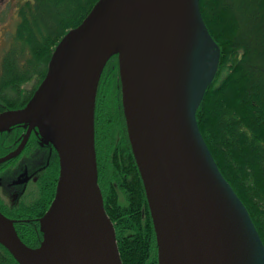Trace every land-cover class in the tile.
Here are the masks:
<instances>
[{
    "label": "water",
    "instance_id": "1",
    "mask_svg": "<svg viewBox=\"0 0 264 264\" xmlns=\"http://www.w3.org/2000/svg\"><path fill=\"white\" fill-rule=\"evenodd\" d=\"M125 1L136 7L128 13L136 20L114 36L102 37ZM199 1L99 0L56 46L47 76L31 101L24 108L0 113V131L29 124L20 146L0 158L3 162L21 152L34 127L41 134L50 129V118L70 104L78 81H85L65 122L67 161L63 163L59 153L55 198L39 220L41 246H26L15 220L0 211L5 227L0 243L19 264H122L98 184L95 150L98 86L114 55L128 135L157 235L159 264H264V243L196 120V109L220 60V47L204 23ZM134 57L139 58L135 70ZM62 59L70 61L68 82L42 99ZM156 78L146 116L140 118L136 109ZM88 217L93 220L91 231L86 227ZM160 231L165 235L163 246Z\"/></svg>",
    "mask_w": 264,
    "mask_h": 264
},
{
    "label": "trees",
    "instance_id": "2",
    "mask_svg": "<svg viewBox=\"0 0 264 264\" xmlns=\"http://www.w3.org/2000/svg\"><path fill=\"white\" fill-rule=\"evenodd\" d=\"M99 0H20L0 48V113L25 107L45 80L56 46L78 27ZM210 35L220 47L215 77L196 109L199 130L222 175L246 207L264 243V0H200ZM7 12L0 23L7 21ZM115 61V62H113ZM110 64V65H108ZM29 124L0 132V157L22 142ZM98 184L116 232L123 264H159L157 235L144 182L123 114L116 60L103 71L95 108ZM47 152L36 172L24 164ZM37 155H35L36 157ZM34 157V158H35ZM21 161V162H20ZM32 182L23 194L9 192L5 173L20 168ZM60 158L39 129L22 152L0 163V210L17 220L21 240L32 249L43 241L39 219L49 209ZM11 196L7 199L3 190ZM0 264H19L0 243Z\"/></svg>",
    "mask_w": 264,
    "mask_h": 264
},
{
    "label": "bare ground",
    "instance_id": "3",
    "mask_svg": "<svg viewBox=\"0 0 264 264\" xmlns=\"http://www.w3.org/2000/svg\"><path fill=\"white\" fill-rule=\"evenodd\" d=\"M130 5H131V2L125 1V5H123L120 8L119 12L114 17L113 21L108 25V28L106 30V34L107 35L106 36L103 35L102 37L114 36L116 33H118L121 30H123V28L127 24H129L130 22L136 20V19H133L132 17H128V13L131 10H135L136 9L135 6L134 7H131ZM101 40L103 41L104 39H101ZM127 57H130V55H128ZM135 58L136 57H134V60H135ZM111 59L116 60L118 62V56L117 55L112 56L109 59V61H111ZM113 62H115V61H113ZM138 63H139V58L137 57L136 58V62L134 63V65L132 67L133 70L136 69V66H137ZM69 70H70V61L67 62L66 59H62L61 63L58 64L57 67H56V71H55V74H54L53 78L51 79V82L48 85H46V89H45V92L43 94L42 99L43 98H46L47 96H49L53 92L62 90L66 86V82H68ZM157 81H158L157 78L154 79L153 83L146 90V92L143 94V96H142V98L140 100V103H139V105H138V107L136 109V113H137V115L140 118H145V116H146L148 104H149V101H150V99L152 97V94L154 93L155 87L157 85ZM132 83H133V81H131L129 83V85L127 87V90H129V88L131 87ZM84 84H85V81L84 80L78 81V88H77V90H76V92H75V94H74V96H73L70 104L68 106H66L63 110H61L56 116L50 118L48 124L50 125L51 128L50 129H44L43 130V131H45V135L43 134V131H42V135L44 136V138L47 139V140L49 138V140H51V143L53 144V146L57 149V153H60L62 155V161H63V163H65L67 161L65 144H64V141H63V131H64V127H65V122H66L67 116H68V114H69V112L71 110V107H72L73 103L75 102V100H76V98H77V96H78V94H79V92H80V90H81V88H82V86ZM123 114H124V111H123ZM124 118H125V115H124ZM125 122H126V119H125ZM34 128H36V127H34ZM5 129H7V128H4L3 130H5ZM3 130H1V131H3ZM32 130H31V132H32ZM31 132H30V134H31ZM46 132H47V136L48 137L46 136ZM30 134H29V136H30ZM129 140H130V138H129ZM95 144H96V139H95ZM95 150H96V146H95ZM132 151H133V149H132ZM16 156L17 155L13 156L10 159L15 158ZM96 159H97V153H96ZM97 165H98V161H97ZM143 167L146 170H148V167H147V163H146L145 158H143ZM36 168L37 167L34 168L36 172L40 171V169L37 170ZM97 169H98V166H97ZM15 171L16 170H11V171L5 173L4 179H3L4 182L3 181L2 182L3 183H8L9 182L8 176L9 175H13L15 173ZM59 177H60V174H59ZM59 177H58V179H59ZM152 178L153 177H149L150 180H153ZM3 187L4 186L2 185V188ZM55 194H56V192H55ZM152 194H155V192L153 191ZM153 199H154V201H155L154 203L156 205L157 204L156 203V198L154 196H153ZM13 220H15V219H13ZM16 222H17V220H15V223ZM15 223H14V225H15ZM86 227H87L88 231H91V229L93 227V220H92L91 217H88L87 218V220H86ZM15 229H16V226H15ZM16 231H17V229H16ZM17 233H18V231H17ZM4 236H5V227H4V225L2 223H0V237H4ZM160 242H161V245L163 246V244L165 242V235H164V233L162 231H160ZM117 247H118V251H119V254H120L118 242H117ZM25 251L26 252H30L29 250H25Z\"/></svg>",
    "mask_w": 264,
    "mask_h": 264
},
{
    "label": "rangeland",
    "instance_id": "4",
    "mask_svg": "<svg viewBox=\"0 0 264 264\" xmlns=\"http://www.w3.org/2000/svg\"><path fill=\"white\" fill-rule=\"evenodd\" d=\"M19 1L20 0H0V15L4 11L7 12V17H6L7 21L4 22V24L0 23V48L5 43V31H8V29L9 30L11 29L10 24L12 23V16L15 14V8ZM43 134L45 135V131H43ZM46 136H47V132H46ZM35 155L37 156L35 157ZM35 155L32 157L31 161H29L28 159H25L24 164L27 166H30V168L37 167L36 169L38 170V169H41L43 164L46 163L44 162V160H45V156L47 155V152L42 150V151H39L38 154H35ZM15 170L16 171L13 175L8 176L9 182L3 183L4 182L3 181L1 182V184L9 192L15 191L16 194H13V195H19L21 193H24L22 197L25 198V196H27L25 193H28L31 190L32 182L31 181L28 182L26 174H18V172L21 170V167L16 168ZM5 189L3 190V194L6 196L7 199H10L11 196L7 194L8 191Z\"/></svg>",
    "mask_w": 264,
    "mask_h": 264
},
{
    "label": "flooded vegetation",
    "instance_id": "5",
    "mask_svg": "<svg viewBox=\"0 0 264 264\" xmlns=\"http://www.w3.org/2000/svg\"><path fill=\"white\" fill-rule=\"evenodd\" d=\"M36 93V92H35ZM35 93H34V95H35ZM34 95H33V97H34ZM10 160V159H9Z\"/></svg>",
    "mask_w": 264,
    "mask_h": 264
}]
</instances>
